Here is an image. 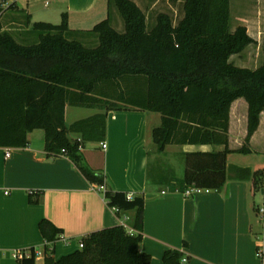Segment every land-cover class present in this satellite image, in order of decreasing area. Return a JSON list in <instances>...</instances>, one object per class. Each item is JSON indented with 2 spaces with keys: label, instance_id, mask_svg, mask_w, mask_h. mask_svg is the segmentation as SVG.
Segmentation results:
<instances>
[{
  "label": "trees",
  "instance_id": "16d2710c",
  "mask_svg": "<svg viewBox=\"0 0 264 264\" xmlns=\"http://www.w3.org/2000/svg\"><path fill=\"white\" fill-rule=\"evenodd\" d=\"M109 1L124 22L123 33L110 18L92 30L73 32L64 14L60 25L33 24L30 33L37 42L23 45L0 27V148H26L29 133L43 130L48 158L66 156L89 183L105 185V176L89 167L82 148L105 142L106 115L67 127L66 108L122 106L161 115V126L153 131L159 152L169 145L224 147L222 152L187 153L184 178L173 185L181 193L222 191L228 181L232 105L240 99L248 104L247 135L239 154L251 153L264 113V65L253 70L231 62L255 40L245 26L231 30V0H184V16L176 25L162 13L151 29L134 1ZM6 11L0 9V17ZM81 37L96 43L89 47ZM70 133L81 140L71 141ZM231 171L236 180L253 182L257 175ZM105 195L111 208L136 211V232L124 226L103 229L84 238V248L56 259L53 244L62 232L44 221V264H151V256L140 249L145 200H129L121 192ZM28 252L20 264H36V250ZM182 257L167 251L163 264H182Z\"/></svg>",
  "mask_w": 264,
  "mask_h": 264
},
{
  "label": "crops",
  "instance_id": "0c3cea01",
  "mask_svg": "<svg viewBox=\"0 0 264 264\" xmlns=\"http://www.w3.org/2000/svg\"><path fill=\"white\" fill-rule=\"evenodd\" d=\"M43 6L54 7L53 22H62L65 14L73 32L89 31L107 17L118 32L124 28L109 0H53L52 4L21 0L1 15L0 27L23 45L35 44L37 39L30 32L37 23V10ZM247 26L248 34L260 41L262 30L253 33ZM99 113L106 115L105 142L85 143L83 156L89 167L105 176L107 191L145 200L140 249L151 256V264H163L167 251L180 252L182 264H264V249L263 256H257L259 242L264 239V218L257 214V193L251 180H236L233 172L222 191L201 190L186 197L173 189L177 178L166 174L176 169L177 159L185 163L187 153L222 152L224 147L169 145L159 152L153 131L161 126V115L122 106L108 110L68 106L66 126ZM247 125L248 104H233L228 160L241 155L237 152L243 146ZM69 138L76 142L81 135L70 133ZM28 142L26 148H0V264H20L13 258L15 251L34 248L44 253V221L62 232L53 244L56 259L77 251L81 240L103 229L124 226L130 233L136 232V211L111 208L105 194L89 183L68 157H47L43 130L29 133ZM102 143L107 144L106 150ZM250 149V154L264 155V113ZM153 155L163 156V166L151 169ZM164 157L171 159L165 161ZM232 167L256 172L227 164L228 171ZM74 244L78 246L69 251ZM39 261L44 264V256L37 258L36 264Z\"/></svg>",
  "mask_w": 264,
  "mask_h": 264
},
{
  "label": "rangeland",
  "instance_id": "374dc122",
  "mask_svg": "<svg viewBox=\"0 0 264 264\" xmlns=\"http://www.w3.org/2000/svg\"><path fill=\"white\" fill-rule=\"evenodd\" d=\"M49 3H53V0H46ZM141 10L147 16L148 28L151 29L156 22V18L159 14H168L171 16L174 25H176L184 16V0H134ZM53 6L48 8L43 6L39 8L36 12L37 22L50 23L53 25H60L61 20H56L53 17ZM117 16H120L116 7H114ZM108 19V17H107ZM122 20V18H121ZM58 21V22H57ZM123 22V20H122ZM124 24V22H123ZM247 26L251 29L253 33L262 32L264 33V0H231V30L234 31L239 26ZM93 29V28H92ZM91 29V30H92ZM257 30V31H256ZM124 32L123 31L121 33ZM83 43L91 47L95 45L96 41L90 38L81 37ZM233 62L238 67L257 69L264 65V34L262 39L257 41L255 44L247 48L242 54L234 56L231 58ZM234 104H247L244 99L236 101ZM239 111V110H237ZM160 117V115L158 114ZM71 119V118H70ZM70 121V120H69ZM70 123V122H69ZM239 125V124H238ZM260 138V135H259ZM244 144V142H243ZM165 158V161L169 160L170 157ZM176 169L172 171H167L168 177H176L178 181L183 180L185 174V163L177 159ZM228 163L232 166L246 167L250 168L252 171H256L254 193H257L254 199V203L257 209V214L260 215V209L264 206L263 199V189H264V155L262 154H241L231 157ZM160 164L163 166V156L157 158L156 156H151V169L159 168ZM168 167V166H167ZM169 168V167H168ZM167 168V169H168ZM233 168V167H232ZM171 169V168H170ZM233 171L229 170L228 175H231ZM78 245L74 244L72 248L69 249L74 251ZM42 257H38L41 259ZM41 264V262L39 261Z\"/></svg>",
  "mask_w": 264,
  "mask_h": 264
},
{
  "label": "built area",
  "instance_id": "2783aa9c",
  "mask_svg": "<svg viewBox=\"0 0 264 264\" xmlns=\"http://www.w3.org/2000/svg\"><path fill=\"white\" fill-rule=\"evenodd\" d=\"M19 1H21V0H0V9L3 10V11H6L11 6L17 4ZM47 5H48V3H47ZM102 147H103L104 150H106L107 149V144L106 143H102ZM6 156L9 157L10 154L7 153ZM97 190L103 192L104 194H106V192H107V189H106L105 185H101V186L97 185ZM174 191H176L177 193H181L177 189H175ZM200 191L201 190H198V189H187L185 192H182L181 194L186 196V197H190V196H192L195 193L200 192ZM33 194H35V193L31 192V195H33ZM105 198H106V195H105ZM132 199H133V197L131 196V199H129V200H132ZM260 215H261L262 218H264V206H263V208L260 209ZM79 248L80 249L84 248L83 240L80 241ZM263 249H264V239L259 242V250H258V253H257V256L259 258H261L263 256ZM29 256L30 255H29L28 251H15L13 253V258L15 260L19 261V262H21L24 258L29 257ZM42 256H44V253L36 252V258L42 257Z\"/></svg>",
  "mask_w": 264,
  "mask_h": 264
},
{
  "label": "clouds",
  "instance_id": "9594fccd",
  "mask_svg": "<svg viewBox=\"0 0 264 264\" xmlns=\"http://www.w3.org/2000/svg\"><path fill=\"white\" fill-rule=\"evenodd\" d=\"M128 199H131V196H129Z\"/></svg>",
  "mask_w": 264,
  "mask_h": 264
}]
</instances>
